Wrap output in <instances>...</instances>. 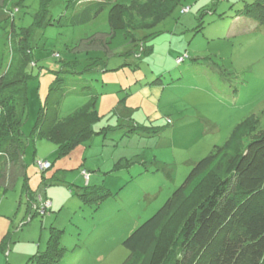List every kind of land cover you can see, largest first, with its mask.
<instances>
[{
  "label": "rangeland",
  "instance_id": "374dc122",
  "mask_svg": "<svg viewBox=\"0 0 264 264\" xmlns=\"http://www.w3.org/2000/svg\"><path fill=\"white\" fill-rule=\"evenodd\" d=\"M89 1L52 0L49 17L65 20ZM115 1L127 8L134 3ZM149 1L139 0L144 8L128 18L138 39L133 51L140 54L139 45L144 48L142 42L152 39L148 43L152 52L140 59L126 57L127 49L113 57L102 51L79 52L86 48L85 43L79 46L81 40L110 31L108 8L78 26L36 24L40 0H24L18 11L9 4L0 12V75L20 59L16 44L13 48L9 44L12 20L17 28L32 26L33 47L26 83L29 116L22 129L25 170L7 167L12 183L0 187V244L9 235L8 246L0 248V264H25L45 251L51 226L66 249L60 264H125L131 255L123 246L125 239L163 207L198 161L214 146L226 145L242 123L252 125L257 120L264 129V33L243 14L254 0H180L176 12L160 23L172 5L163 0L147 7ZM186 54L185 62L178 64V57ZM95 57L105 62L110 58L108 67L114 71H90L88 64ZM76 61L74 70L82 75L57 83L69 67L65 63ZM62 82L66 83L63 117L85 104L87 83L95 84L101 94L96 103L100 120L94 126L101 133L64 153L55 142L37 140L35 135L50 88ZM72 87L83 95L67 96ZM152 88L162 93L155 102L142 93ZM136 122L167 130L156 137L129 132ZM212 122L215 133L207 132ZM238 136L236 132L231 143ZM129 159L134 162L128 169L117 170L120 161ZM40 161L52 167L44 173ZM24 181L25 188L29 185L33 190V209L52 204L45 215L38 209L33 210L37 216L30 218ZM87 181L90 187L106 186L113 196L98 205L85 203L79 193Z\"/></svg>",
  "mask_w": 264,
  "mask_h": 264
},
{
  "label": "trees",
  "instance_id": "16d2710c",
  "mask_svg": "<svg viewBox=\"0 0 264 264\" xmlns=\"http://www.w3.org/2000/svg\"><path fill=\"white\" fill-rule=\"evenodd\" d=\"M23 1L0 0V12L9 4H13L18 11ZM40 1L41 7L34 15L36 24L39 25L46 22L51 26L57 23L60 26L66 22L78 26L85 19L96 17L101 11L109 9L110 31L98 33L97 35L103 36L101 39L95 38L97 36L95 34L81 40L79 46L85 43L87 49L79 52L90 55L93 51L100 53L102 51L113 57L127 49L124 54L126 57L134 55L138 59L143 54L149 55L152 52L148 46L152 39L142 42L144 48L139 45L140 54L132 50L138 46V39L128 26V18L131 13L144 8L139 0H134L131 8L115 0L101 3H92L88 0L85 5L81 3L82 9L85 8L81 12L66 16L65 20L58 22L49 17L48 5L52 0ZM159 1L163 2L150 0L146 5L154 7ZM165 2L172 5V8L158 23L169 17L172 12H176L181 4L180 0ZM188 11L183 9L184 13ZM243 14L257 22L258 30L264 33V0H254L252 4L246 5ZM9 15L10 19L14 18L13 12ZM202 17L203 15L199 17V23ZM31 28L32 26L17 28L15 20H12L8 29L9 44L11 47L16 44L14 50L18 51L20 59L16 66L12 63L11 68L0 75V187L9 188L12 183L7 178V167L25 170L23 157L26 141L22 129L29 116L26 83L29 78L27 67L33 63ZM199 30L200 25L195 28V32L198 33ZM187 58V54L178 57L177 63L180 59L185 62ZM109 60L110 58L105 62L95 57L88 67L90 71L95 72L114 71L108 67ZM65 64L69 67L62 70L57 83L63 81L65 77L68 80L70 75H82L74 70L77 61ZM12 69L14 70L11 71ZM65 85L66 83L62 82L50 88L35 130L37 140L53 141L63 153L101 133L94 129L100 120L96 110L100 93L97 92L95 84L87 83L84 86L86 96L82 97L85 104L75 107L63 117ZM75 90L72 87L70 91L73 92H69L67 96L83 95H80L79 91L76 93ZM251 128L256 133L254 136L253 133L250 134ZM145 129L148 135L156 137L162 128ZM137 130L143 129L133 126L129 132L136 133ZM236 132L239 136L231 143ZM251 135L253 138H250ZM131 164L132 162L128 160L125 165L118 166L117 170L128 169ZM79 194L85 203L91 205H98L109 196H113L111 190L103 185L86 186ZM28 197L29 216L32 219L38 212H33L32 192H29ZM57 232L56 227L51 226L45 251L31 256L25 264H60L63 251L66 249L62 246ZM8 240L9 235L4 237L0 246L7 245ZM123 246L131 254L125 264H139L140 260L145 261V264H264V129L257 126V120L252 125L242 123L232 132L226 145L214 146L208 156L198 161L163 207L133 231L125 239Z\"/></svg>",
  "mask_w": 264,
  "mask_h": 264
},
{
  "label": "crops",
  "instance_id": "0c3cea01",
  "mask_svg": "<svg viewBox=\"0 0 264 264\" xmlns=\"http://www.w3.org/2000/svg\"><path fill=\"white\" fill-rule=\"evenodd\" d=\"M149 84V83H148ZM120 86L122 87L123 85H122V83H120ZM143 86V85H142ZM142 93H143V95H144V97L147 99V100H149V101H151V102H155V99H157V98H159L161 95H162V93H160V89L159 88H156V89H147L146 90V92L145 91H142ZM100 96H101V94H100ZM100 96L98 97V99H97V102L99 101V98H100ZM129 96H130V94H129ZM96 102V103H97ZM206 120H210V119H206ZM203 122L204 123H206V121L205 120H203ZM137 124H136V126H138V127H142V131L140 130H137L136 131V133L135 134H141V135H147V136H150V135H148L147 134V130L145 129V128H147V126H145V125H141V124H139L138 122H136ZM151 128H162L161 129V131H160V134H162V133H164L166 130H167V127H159V126H150ZM212 131V133H215V132H217V127H216V123L215 122H212V124H211V130H208L207 132H211ZM97 132V131H96ZM128 160H125V161H120L119 162V166H123V165H125V163L127 162ZM129 161L130 162H132V164H133V160H130L129 159ZM131 164V165H132ZM90 184H91V182H89V181H87V183H86V186H90ZM104 186V185H103ZM26 187V182L24 181V184H23V192H25V191H27V196H28V194H29V192L31 193L33 190H31L30 189V187H29V185H28V187H27V189L25 188ZM106 187V186H105ZM29 198V197H28ZM29 202V201H28ZM34 211H35V209H33ZM27 213L29 214V206L27 207ZM6 237V236H5ZM3 239H4V237H3ZM2 243V242H1ZM8 244H9V240L7 241V245H2V246H0V248L1 249H5L7 246H8ZM9 253V252H8Z\"/></svg>",
  "mask_w": 264,
  "mask_h": 264
},
{
  "label": "built area",
  "instance_id": "2783aa9c",
  "mask_svg": "<svg viewBox=\"0 0 264 264\" xmlns=\"http://www.w3.org/2000/svg\"><path fill=\"white\" fill-rule=\"evenodd\" d=\"M181 62H183V59H180L178 61V63H181ZM37 164H38L39 168L43 172H45V171H47V170H49L51 168V165L48 162H42V161H40V162H37ZM50 207H51V203L50 202H47V203H44L43 204V206L41 207V209L40 208H37L35 210H38L39 209L38 211H40V213L42 215H45L46 214V210L49 209Z\"/></svg>",
  "mask_w": 264,
  "mask_h": 264
},
{
  "label": "clouds",
  "instance_id": "9594fccd",
  "mask_svg": "<svg viewBox=\"0 0 264 264\" xmlns=\"http://www.w3.org/2000/svg\"><path fill=\"white\" fill-rule=\"evenodd\" d=\"M36 211V210H35Z\"/></svg>",
  "mask_w": 264,
  "mask_h": 264
}]
</instances>
